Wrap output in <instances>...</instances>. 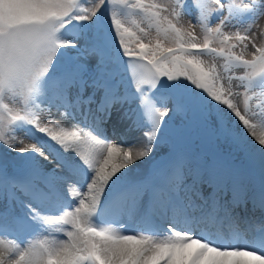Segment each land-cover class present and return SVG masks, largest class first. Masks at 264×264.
<instances>
[{"label": "snow or ice", "instance_id": "snow-or-ice-1", "mask_svg": "<svg viewBox=\"0 0 264 264\" xmlns=\"http://www.w3.org/2000/svg\"><path fill=\"white\" fill-rule=\"evenodd\" d=\"M261 21L0 0V264H264Z\"/></svg>", "mask_w": 264, "mask_h": 264}, {"label": "rangeland", "instance_id": "rangeland-1", "mask_svg": "<svg viewBox=\"0 0 264 264\" xmlns=\"http://www.w3.org/2000/svg\"><path fill=\"white\" fill-rule=\"evenodd\" d=\"M204 2V1H203ZM261 23H264V21H261ZM237 75L239 74V72L236 73ZM0 148H3V145H0Z\"/></svg>", "mask_w": 264, "mask_h": 264}, {"label": "trees", "instance_id": "trees-1", "mask_svg": "<svg viewBox=\"0 0 264 264\" xmlns=\"http://www.w3.org/2000/svg\"><path fill=\"white\" fill-rule=\"evenodd\" d=\"M204 2H207V0H203Z\"/></svg>", "mask_w": 264, "mask_h": 264}]
</instances>
